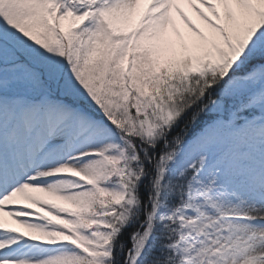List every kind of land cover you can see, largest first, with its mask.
<instances>
[{"label":"snow or ice","instance_id":"1","mask_svg":"<svg viewBox=\"0 0 264 264\" xmlns=\"http://www.w3.org/2000/svg\"><path fill=\"white\" fill-rule=\"evenodd\" d=\"M0 264H264V0H0Z\"/></svg>","mask_w":264,"mask_h":264},{"label":"rangeland","instance_id":"2","mask_svg":"<svg viewBox=\"0 0 264 264\" xmlns=\"http://www.w3.org/2000/svg\"><path fill=\"white\" fill-rule=\"evenodd\" d=\"M182 7H184L185 11L193 18L195 19L197 23H201L198 19V17L195 16V13L191 10V8L188 6V5H181ZM177 19V24L178 26L181 28V30L183 31L184 30V27L182 26L183 22L179 20V17L177 16L176 17ZM6 220L8 221L9 225L12 226V227H20L21 230L23 231H27V229H23L20 225H18L16 223L15 220H13L12 218L10 217H6Z\"/></svg>","mask_w":264,"mask_h":264},{"label":"bare ground","instance_id":"3","mask_svg":"<svg viewBox=\"0 0 264 264\" xmlns=\"http://www.w3.org/2000/svg\"><path fill=\"white\" fill-rule=\"evenodd\" d=\"M194 21H196L195 19H194ZM182 26L184 27V25L182 24Z\"/></svg>","mask_w":264,"mask_h":264}]
</instances>
